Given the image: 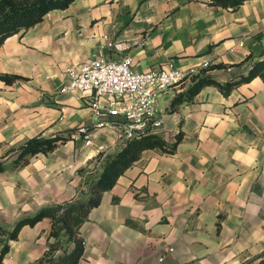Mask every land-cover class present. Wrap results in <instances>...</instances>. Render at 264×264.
I'll use <instances>...</instances> for the list:
<instances>
[{
    "label": "crops",
    "instance_id": "obj_1",
    "mask_svg": "<svg viewBox=\"0 0 264 264\" xmlns=\"http://www.w3.org/2000/svg\"><path fill=\"white\" fill-rule=\"evenodd\" d=\"M99 53L106 60L129 55L138 72L168 63L199 68L209 60L221 65L209 70L218 81L238 78L264 57V0L236 8L209 0H74L6 38L0 72L24 78L0 80V156L37 134L70 137L21 167L6 160L5 228L70 200L85 174L80 169H93L100 151L123 144L118 130L94 126L83 92L59 91L67 67ZM186 85L158 97V132L167 141L180 132L176 150H144L102 193L80 226L85 244L78 264H252L264 250V81L256 76L227 95L206 85L169 111ZM49 228L47 217L23 225L0 264H38Z\"/></svg>",
    "mask_w": 264,
    "mask_h": 264
},
{
    "label": "trees",
    "instance_id": "obj_2",
    "mask_svg": "<svg viewBox=\"0 0 264 264\" xmlns=\"http://www.w3.org/2000/svg\"><path fill=\"white\" fill-rule=\"evenodd\" d=\"M72 1L74 0H0V46L9 36L23 33L42 21L49 11L65 9ZM209 1L225 8H236L243 2V0ZM215 67L221 65H210L191 76L185 89L177 92L173 97L168 110H174L183 102L192 101L206 85L215 86L227 95L236 86L256 76L264 81V57L254 60L246 74L224 82L218 81L210 74L209 70ZM23 78L16 74L0 72V80L6 84H12ZM69 137L64 134L31 136L0 156V171L5 169V162L10 157L14 168L21 167L35 154L49 153ZM181 137L182 134L179 132L173 141H167L159 132H144L128 139L113 151H100L96 155L97 166L93 169H80V172L85 174L79 184L77 195L70 200L40 208L34 215L17 221L11 229L0 225V262L9 250V240L16 238L23 225H34L40 219L47 217L50 220L47 248L38 259V264H78L85 244L84 237L79 231L80 226L87 220L90 210L100 204L102 193L112 188L117 178L140 158L144 150L159 148L162 152L171 154L176 150ZM249 262L264 264V250Z\"/></svg>",
    "mask_w": 264,
    "mask_h": 264
},
{
    "label": "built area",
    "instance_id": "obj_3",
    "mask_svg": "<svg viewBox=\"0 0 264 264\" xmlns=\"http://www.w3.org/2000/svg\"><path fill=\"white\" fill-rule=\"evenodd\" d=\"M210 65L209 60L203 61L199 68H180L168 63L163 69L138 72L131 68L129 55L106 60L99 53L81 65L67 67L59 91L83 92L87 96V108L95 118L94 126L118 130L124 143L144 132H158L161 123L159 95L170 87L188 82L200 69ZM102 98L105 103L101 102ZM79 131L89 144L91 139L85 127H80Z\"/></svg>",
    "mask_w": 264,
    "mask_h": 264
}]
</instances>
